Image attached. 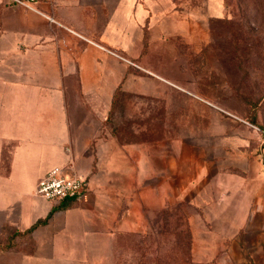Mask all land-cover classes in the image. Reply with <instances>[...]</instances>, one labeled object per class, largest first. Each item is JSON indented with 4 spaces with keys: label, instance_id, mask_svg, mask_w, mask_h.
I'll list each match as a JSON object with an SVG mask.
<instances>
[{
    "label": "crops",
    "instance_id": "obj_1",
    "mask_svg": "<svg viewBox=\"0 0 264 264\" xmlns=\"http://www.w3.org/2000/svg\"><path fill=\"white\" fill-rule=\"evenodd\" d=\"M222 2L201 14L193 0H0V264L137 263L153 146L117 142L106 121L117 96L151 103L153 39L191 57ZM55 167L85 180L81 199L36 196Z\"/></svg>",
    "mask_w": 264,
    "mask_h": 264
},
{
    "label": "rangeland",
    "instance_id": "obj_2",
    "mask_svg": "<svg viewBox=\"0 0 264 264\" xmlns=\"http://www.w3.org/2000/svg\"><path fill=\"white\" fill-rule=\"evenodd\" d=\"M222 4L191 57L153 39L151 103L117 96L106 121L117 142L153 146L136 264H264V0Z\"/></svg>",
    "mask_w": 264,
    "mask_h": 264
},
{
    "label": "built area",
    "instance_id": "obj_3",
    "mask_svg": "<svg viewBox=\"0 0 264 264\" xmlns=\"http://www.w3.org/2000/svg\"><path fill=\"white\" fill-rule=\"evenodd\" d=\"M13 5L36 11L33 4L37 0H7ZM86 182L78 176L67 177L62 169H50L38 182L35 194L47 201H62L65 199L79 200L86 191Z\"/></svg>",
    "mask_w": 264,
    "mask_h": 264
}]
</instances>
